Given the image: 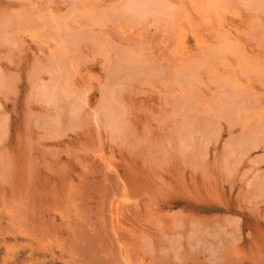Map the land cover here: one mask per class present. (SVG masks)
Segmentation results:
<instances>
[{
	"label": "rangeland",
	"instance_id": "obj_1",
	"mask_svg": "<svg viewBox=\"0 0 264 264\" xmlns=\"http://www.w3.org/2000/svg\"><path fill=\"white\" fill-rule=\"evenodd\" d=\"M142 1L0 0V264H264V0Z\"/></svg>",
	"mask_w": 264,
	"mask_h": 264
},
{
	"label": "bare ground",
	"instance_id": "obj_2",
	"mask_svg": "<svg viewBox=\"0 0 264 264\" xmlns=\"http://www.w3.org/2000/svg\"><path fill=\"white\" fill-rule=\"evenodd\" d=\"M164 1V0H163ZM209 3H208V5L207 6H209V4H212V6L214 5L213 3H215L217 0H207ZM219 1V0H218ZM153 2V0H144V1H142V2H138L137 3V5H132L133 7H129V9H133V10H139V13H140V8H142V7H144L145 6V8H148V6H150V5H148V4H150V3H152ZM156 2V1H155ZM155 2H153V4L152 5H154V3ZM161 2H162V0H161ZM165 2V1H164ZM133 3H134V1H133ZM157 3H160L159 2V0L157 1ZM163 3V2H162ZM166 3V2H165ZM135 4V3H134ZM217 4V3H216ZM206 5V4H205ZM155 6V5H154ZM159 7V5L157 4L156 5V8H158ZM215 6V5H214ZM153 7V6H152ZM160 7H161V5H160ZM160 7L158 8L161 12H162V9H164V7L162 8L161 7V9H160ZM203 7H204V5H203ZM150 8V7H149ZM169 9V8H168ZM204 9V8H203ZM148 10V9H147ZM156 11V12H160V11ZM142 11H143V9H141V13H142ZM148 12V11H147ZM160 12V14H165V12L164 13H161ZM167 13V12H166ZM169 13V12H168ZM127 14H130V13H127ZM166 15V14H165ZM136 16V15H135ZM227 24V23H226ZM223 28V27H222ZM225 30H227V29H225ZM234 30V29H233ZM184 34V33H183ZM182 34V35H183ZM75 38V37H74ZM75 40H76V38H75ZM235 46V45H234ZM227 47V46H226ZM231 47V46H230ZM228 48H229V46H228ZM188 50V49H187ZM223 51L225 50V49H222ZM184 53V52H183ZM123 205V204H122ZM120 206V205H119ZM122 208V207H121ZM119 209V208H118ZM127 209V208H126ZM119 211V210H118ZM124 212V211H123ZM120 217V216H119Z\"/></svg>",
	"mask_w": 264,
	"mask_h": 264
}]
</instances>
